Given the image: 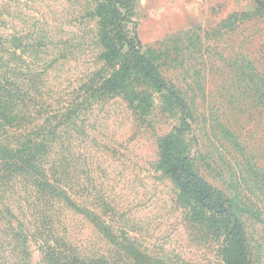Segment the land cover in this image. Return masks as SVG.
I'll return each mask as SVG.
<instances>
[{
    "label": "rangeland",
    "instance_id": "rangeland-1",
    "mask_svg": "<svg viewBox=\"0 0 264 264\" xmlns=\"http://www.w3.org/2000/svg\"><path fill=\"white\" fill-rule=\"evenodd\" d=\"M120 1L131 12L125 33L178 102L136 71L127 98L82 102L106 73L96 0H0V75L5 63L39 74L48 110L82 102L62 153L65 184L147 264H226L221 225L198 220L160 167V142L174 131L191 169L241 221L252 264H264V0ZM26 188L0 180V239L10 227L26 233L31 264H43L35 231L45 210ZM64 218L77 246L106 250L81 216Z\"/></svg>",
    "mask_w": 264,
    "mask_h": 264
},
{
    "label": "trees",
    "instance_id": "trees-1",
    "mask_svg": "<svg viewBox=\"0 0 264 264\" xmlns=\"http://www.w3.org/2000/svg\"><path fill=\"white\" fill-rule=\"evenodd\" d=\"M120 0H96L95 16L99 19L98 40L103 49L101 59L105 74L92 81L87 99L96 94L117 92L129 96L127 83L132 72L142 74L158 91H165L178 102V97L161 81L143 54L138 41L125 33L131 12ZM128 9V10H126ZM127 46V49H125ZM14 52V51H11ZM6 61V60H5ZM8 61V60H7ZM0 75V127L5 137L0 142V180L4 185L23 182L31 191L34 204L43 206L35 238L43 264H147L144 256L122 234L116 236L109 221L88 210L73 199L65 184V158L62 155L75 132L81 116V103L64 104L52 110L44 107L40 75L26 73L20 67L10 69L7 63ZM131 102L148 103V97L134 92ZM81 94V93H80ZM78 94L80 97L81 95ZM182 125L185 122L182 121ZM19 129L13 140L8 130ZM74 127V129H72ZM174 131L159 145L160 167L178 190V199L191 204L194 216L201 222L220 224L224 233V252L228 264H252L251 251L239 219L226 210L220 193L200 178L187 163L180 140ZM14 141V142H13ZM59 152L58 160L48 161ZM55 155V154H54ZM64 213L81 216L94 230L106 250L86 252L73 242ZM39 218V217H38ZM39 220V219H38ZM29 237L10 227L0 239V264H31Z\"/></svg>",
    "mask_w": 264,
    "mask_h": 264
},
{
    "label": "water",
    "instance_id": "water-1",
    "mask_svg": "<svg viewBox=\"0 0 264 264\" xmlns=\"http://www.w3.org/2000/svg\"><path fill=\"white\" fill-rule=\"evenodd\" d=\"M222 256H223V258L225 259V261H226V264H228V259H227L226 255H225V252H224V250L222 251Z\"/></svg>",
    "mask_w": 264,
    "mask_h": 264
}]
</instances>
